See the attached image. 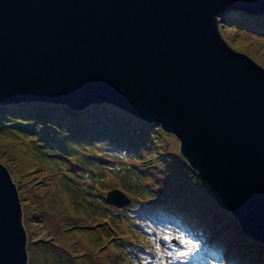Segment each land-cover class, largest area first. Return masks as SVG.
Segmentation results:
<instances>
[{"label":"water","instance_id":"obj_1","mask_svg":"<svg viewBox=\"0 0 264 264\" xmlns=\"http://www.w3.org/2000/svg\"><path fill=\"white\" fill-rule=\"evenodd\" d=\"M232 10L264 15V0H0V104L108 102L159 124L264 243V61L230 44ZM27 248L20 181L0 160V264H28Z\"/></svg>","mask_w":264,"mask_h":264},{"label":"rangeland","instance_id":"obj_2","mask_svg":"<svg viewBox=\"0 0 264 264\" xmlns=\"http://www.w3.org/2000/svg\"><path fill=\"white\" fill-rule=\"evenodd\" d=\"M224 18L230 44L264 61L259 21L242 16L245 25H238ZM179 149L174 133L109 103L84 109L55 101L0 104V160L20 181L28 264H131L124 257L136 256L135 241L153 248L164 236L178 240L177 219L201 228L210 243L223 240L224 259L264 264V243L243 233ZM114 188L131 203L109 202ZM159 214L172 222L169 229ZM147 219L165 230L143 237L137 228Z\"/></svg>","mask_w":264,"mask_h":264},{"label":"trees","instance_id":"obj_3","mask_svg":"<svg viewBox=\"0 0 264 264\" xmlns=\"http://www.w3.org/2000/svg\"><path fill=\"white\" fill-rule=\"evenodd\" d=\"M238 14H240V16ZM242 16H248L252 19H255L253 20L255 22L259 21L258 24L256 22V24L254 25L259 30H264V20L260 18L261 15L247 13L242 14L232 10L228 13V15H226V18H224V20H234L237 21L236 24L242 25L244 24L241 18ZM109 104L114 105L111 103ZM158 216H160L162 219L159 220V218H152V220H154V222L157 220L161 221V223L168 227L167 229H169V225H172V222L165 220L164 216L160 214ZM167 218L170 220L175 219L172 218L171 215H168ZM159 221L157 223L158 226L156 225V227L155 224H153V222L149 221L148 219L145 221V223L148 225H143V223L139 221L142 224H138V226L142 228H137V231L142 234L144 233L147 236L154 235L155 230L159 231V229H164L159 226ZM179 221L180 219H177V221H173L174 223L179 224L177 228L181 230L178 240L175 241V239H177L175 238L170 242L167 240L166 236H164L163 239H161L162 242H160L158 245H153V248H148L146 245L141 246L140 244H138L140 241H135L136 245L134 246V254L136 256H132L130 254L129 256H125L124 258L126 260H129L131 264H145V261L151 259L152 260L148 264H168L165 260L166 258H170L171 263L173 264H234L235 262L240 260L237 256H230L227 257V259H224L222 254L227 245L223 240L215 239L210 243L209 238L203 235L201 228H192L193 223H191L190 225L189 223ZM144 234L143 237H145ZM171 246L173 248L175 247V250H173ZM156 249L158 250L157 252ZM180 252H183V254L179 257L177 254ZM168 254L171 255V257H168ZM258 261H260V259H258Z\"/></svg>","mask_w":264,"mask_h":264},{"label":"bare ground","instance_id":"obj_4","mask_svg":"<svg viewBox=\"0 0 264 264\" xmlns=\"http://www.w3.org/2000/svg\"><path fill=\"white\" fill-rule=\"evenodd\" d=\"M223 21V20H222Z\"/></svg>","mask_w":264,"mask_h":264}]
</instances>
